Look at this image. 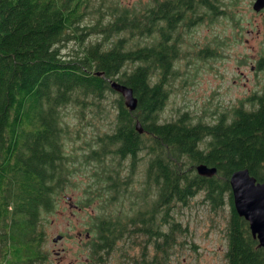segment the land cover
Masks as SVG:
<instances>
[{
	"label": "trees",
	"instance_id": "16d2710c",
	"mask_svg": "<svg viewBox=\"0 0 264 264\" xmlns=\"http://www.w3.org/2000/svg\"><path fill=\"white\" fill-rule=\"evenodd\" d=\"M65 3L0 0V264H10L9 258H35L43 240L37 226L41 215L52 212L71 175L61 109L93 104L99 114L108 92L118 95L114 125L110 133L98 136L99 147L84 159L101 164L111 152L121 157L138 151L149 155L145 182L155 181L157 198L151 214L147 211L141 222L149 235L153 212L160 215L156 258H169L171 247L186 243H177V238L187 235V226L173 219L169 210L187 206L201 193L213 208L229 205L225 264H264V248L253 238L248 222L235 212L229 184L230 175L243 168L264 181V87L247 99L253 102L251 109L237 105L230 119L222 114L214 123L192 121L188 112H182L161 122L169 75L180 54L179 39L169 40L183 5L160 3L159 12L150 7L119 12L114 8L112 21L89 29L101 33L104 42L117 35L115 40L109 45L94 41L63 55L65 41L76 39L82 44L78 24L85 8ZM155 30L160 39L155 40ZM142 37L150 41L138 44ZM111 80L132 89L135 110L129 111L122 96L111 89ZM137 121L142 133L135 128ZM201 163L215 167V175H198L195 166ZM98 174L99 186L85 191L84 206L101 199V186L107 181L102 166Z\"/></svg>",
	"mask_w": 264,
	"mask_h": 264
},
{
	"label": "rangeland",
	"instance_id": "374dc122",
	"mask_svg": "<svg viewBox=\"0 0 264 264\" xmlns=\"http://www.w3.org/2000/svg\"><path fill=\"white\" fill-rule=\"evenodd\" d=\"M149 6L150 0H89L78 24L83 33L82 44L76 39L65 41L61 45L62 54H74L94 41L104 42L103 35L99 32L92 33L89 27L112 21L113 15L110 13L114 8H118L117 12L122 8L140 11ZM249 7L248 0H237L234 14L206 20V23L198 24L184 34L186 41H181L180 54L166 86L168 98L159 114L161 122L172 120L182 112H188L192 121L214 123L222 114L230 119L232 109L239 105V100L249 98L254 91H259L264 84V71L252 70L251 65L260 57L264 58V24L260 27V36L255 39L256 29ZM117 37L113 35L104 42L105 45H109ZM138 41L142 45L149 42L150 38L142 37ZM201 48L203 49L200 50ZM152 77L157 79L155 74ZM117 97L116 93L108 92L103 98V110L99 114L96 113L98 107L93 104H85L83 107L70 104L61 109L62 120L67 128L64 153L70 157L68 167L71 175L60 191L52 212L41 215V224L47 233V244H54L52 237L57 232H66L70 236H66L55 247L65 246L69 253L76 252L82 258L87 254L79 247L78 241L85 237V229L90 228L95 218L107 207L103 204V186L101 199L95 198L84 206L87 195L85 191L88 188L92 190L90 186L94 189L99 186L96 178H99L101 166L106 176L108 172L115 171L125 174V184H122L118 198L108 209L123 208L126 211L131 201L136 202L137 208L139 205L141 209L148 208L151 194L154 195L155 192L154 188L145 185L147 161L144 157L135 169L131 167L129 170L124 163L120 164L118 160L108 156H105L101 164L98 160L84 159L91 149L99 147L96 143L98 136L111 132L116 115L114 100ZM66 197H70V201ZM73 205L78 209H73ZM169 212L173 219L188 228L187 235L177 238V243L184 240L186 243L171 247L169 258H190L187 259L190 264L206 261L212 264L208 258H218L220 264H225V231L229 215L227 203L213 208L199 193L187 206L177 205ZM159 221L160 215L157 213V223ZM162 229L166 231L167 227L163 226ZM193 258L201 259L196 261Z\"/></svg>",
	"mask_w": 264,
	"mask_h": 264
},
{
	"label": "flooded vegetation",
	"instance_id": "af4514ba",
	"mask_svg": "<svg viewBox=\"0 0 264 264\" xmlns=\"http://www.w3.org/2000/svg\"><path fill=\"white\" fill-rule=\"evenodd\" d=\"M236 1L237 0H150L149 7L155 12H159L160 3L166 7H172V3H181L183 5V15L174 28V30H176V35L174 36V32L169 40V43H171L174 37L179 39L177 46L180 49L181 41H186L183 37L184 34H187V32L195 28L196 25L206 23V20L225 17L229 13L234 14ZM248 1L250 5L248 9L256 29L254 35L256 39L260 36L259 32L261 25L264 24V5L256 10L254 9V3L257 0ZM262 1L264 3V0ZM88 2L89 0H67L65 5L72 6L81 4V6H87ZM141 12L143 14L145 13L143 10ZM160 23H164V21L160 20ZM153 33L155 40L161 38V34L158 30L153 31ZM260 48L262 49L263 47L260 46ZM202 49L203 48L200 50ZM251 69H255V71L258 72L264 71V58L260 57L256 60L255 63L251 65ZM263 87L264 84L260 86L258 92L254 91L249 98L256 93H261ZM246 99L239 100V105L242 104L243 107L245 106L251 109L253 102L247 101ZM108 157L118 160L120 164L121 162L124 163L126 169L128 168L129 170L131 167L135 169L137 164L142 160V157L147 161L149 155H144L142 151H138L134 155L128 153L124 157H121L118 153L111 152ZM124 176L125 174H119L117 171L114 173L108 172L107 181L103 185L105 186L103 204H106L107 207L118 198V194L122 188V185L120 187L121 181L125 184ZM151 182L152 183L149 185L145 182L147 187L151 186L152 189H155L154 195L151 194L150 206L148 208L141 209L140 205L139 208L135 207V201L130 202L129 208L126 211H124L123 208L114 210L106 207L104 211L101 212V215L95 218L90 228H84L85 237L78 242L79 247L86 251V257L82 258L76 252L69 253L67 247L60 245L66 236H70L66 232H57L55 236L60 235L61 238L57 241L52 240L54 243L52 246L51 244H47V233L42 224L39 223L37 226L38 228L40 227L39 230L41 231L43 240L39 241L40 245L35 258H9L10 264H190L187 261V259L189 260L190 258H156V212H153V224L149 227L150 234L148 235L146 230H142V227L145 225L142 224L141 218L146 217L147 211H150L151 214L153 210L152 207L155 205L157 198L156 183L153 179ZM137 199L140 201L139 196ZM73 209H78V207L73 205ZM100 222L102 223V229L98 226ZM58 242H60V246L55 247ZM193 259L199 261L201 258ZM208 259L212 264H220L218 258ZM202 263L203 262H200L199 264ZM203 264H209V262L206 261V263Z\"/></svg>",
	"mask_w": 264,
	"mask_h": 264
},
{
	"label": "water",
	"instance_id": "95a60500",
	"mask_svg": "<svg viewBox=\"0 0 264 264\" xmlns=\"http://www.w3.org/2000/svg\"><path fill=\"white\" fill-rule=\"evenodd\" d=\"M263 5L262 0H257L254 3V9L258 10ZM109 84L112 90L122 96L129 111L136 109L137 98L133 95L130 87L115 80H111ZM135 128L139 133L143 132L138 121L135 123ZM195 171L200 176L212 177L216 173V168L201 163L195 166ZM229 184L235 212L248 222L253 238L257 239L258 245L264 248V181H257L248 169L243 168L230 175ZM70 199V197H66L67 201ZM60 238L61 236L57 235L52 240L57 241Z\"/></svg>",
	"mask_w": 264,
	"mask_h": 264
}]
</instances>
